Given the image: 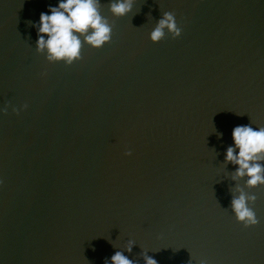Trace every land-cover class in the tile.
Listing matches in <instances>:
<instances>
[{"label":"water","instance_id":"1","mask_svg":"<svg viewBox=\"0 0 264 264\" xmlns=\"http://www.w3.org/2000/svg\"><path fill=\"white\" fill-rule=\"evenodd\" d=\"M100 3L110 42L65 66L32 27L57 0H0V264H264V186L245 228L225 163L264 127V0ZM164 12L181 34L153 44Z\"/></svg>","mask_w":264,"mask_h":264},{"label":"clouds","instance_id":"2","mask_svg":"<svg viewBox=\"0 0 264 264\" xmlns=\"http://www.w3.org/2000/svg\"><path fill=\"white\" fill-rule=\"evenodd\" d=\"M136 2L107 0V7L111 16L123 18L132 12ZM100 8V0H57L55 7H49L47 13H40L38 24H32L37 31L36 52L44 55L48 64L70 66L81 59L83 45L93 50L101 49L111 40L112 26L101 15ZM166 32L174 39L181 34L170 12L162 14L148 38L156 44ZM12 111L17 110L12 108ZM231 136L233 143L225 152V163L236 166L232 179L244 182L243 186L237 184L234 190L230 201L231 212L237 223L245 228L254 227L258 220L251 205L255 203L256 196L245 189L264 186V127L239 125L233 128ZM132 243L128 242V251H131ZM111 264H132V261L117 251L111 256ZM144 264L157 262L144 256Z\"/></svg>","mask_w":264,"mask_h":264}]
</instances>
